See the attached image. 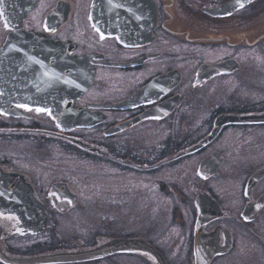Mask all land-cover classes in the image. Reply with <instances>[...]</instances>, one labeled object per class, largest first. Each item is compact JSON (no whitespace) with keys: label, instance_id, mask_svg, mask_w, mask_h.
Segmentation results:
<instances>
[{"label":"flooded vegetation","instance_id":"obj_1","mask_svg":"<svg viewBox=\"0 0 264 264\" xmlns=\"http://www.w3.org/2000/svg\"><path fill=\"white\" fill-rule=\"evenodd\" d=\"M0 13V264H264V0Z\"/></svg>","mask_w":264,"mask_h":264},{"label":"water","instance_id":"obj_2","mask_svg":"<svg viewBox=\"0 0 264 264\" xmlns=\"http://www.w3.org/2000/svg\"><path fill=\"white\" fill-rule=\"evenodd\" d=\"M10 42L9 40L5 43V50L8 49ZM66 54V53H65ZM64 91L70 92L71 94H75L77 92H80L83 88L87 86V84L90 81L91 75L85 76V79H83L81 82L76 83L72 76L74 73V66L73 62L65 55L64 58ZM72 99V96L70 97ZM126 243H124L122 246H125ZM128 244V243H127ZM113 244H106L102 247H99L92 251H82V252H75V253H56L52 255H46L41 260H47V261H66V260H78V259H84L88 258L94 254L102 253L110 249Z\"/></svg>","mask_w":264,"mask_h":264},{"label":"rangeland","instance_id":"obj_3","mask_svg":"<svg viewBox=\"0 0 264 264\" xmlns=\"http://www.w3.org/2000/svg\"><path fill=\"white\" fill-rule=\"evenodd\" d=\"M47 155L50 156L51 153H48ZM58 156H59V159L61 158V160L64 161V162H66L67 159L70 160V161H74V160H75V159H73L72 156H69V155H68L67 153H65V152L59 154ZM69 158H70V159H69ZM102 179H104V178L99 179L100 183L104 181V180H102ZM95 180H96V177H95ZM131 181H134V179L131 178V180H129V182L131 183ZM134 183L139 184L140 182L138 181V179H136V180L134 181Z\"/></svg>","mask_w":264,"mask_h":264},{"label":"snow or ice","instance_id":"obj_4","mask_svg":"<svg viewBox=\"0 0 264 264\" xmlns=\"http://www.w3.org/2000/svg\"><path fill=\"white\" fill-rule=\"evenodd\" d=\"M241 7H243V5H241ZM0 15H2V13H0ZM21 107H25L27 110L31 111L32 109L27 108L26 105H20ZM36 111H45L44 109H36Z\"/></svg>","mask_w":264,"mask_h":264}]
</instances>
